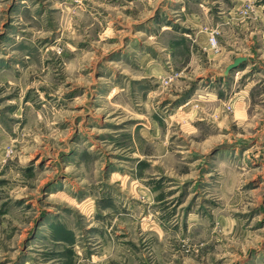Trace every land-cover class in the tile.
I'll return each mask as SVG.
<instances>
[{
	"label": "rangeland",
	"instance_id": "1",
	"mask_svg": "<svg viewBox=\"0 0 264 264\" xmlns=\"http://www.w3.org/2000/svg\"><path fill=\"white\" fill-rule=\"evenodd\" d=\"M0 264H264V0H0Z\"/></svg>",
	"mask_w": 264,
	"mask_h": 264
},
{
	"label": "water",
	"instance_id": "2",
	"mask_svg": "<svg viewBox=\"0 0 264 264\" xmlns=\"http://www.w3.org/2000/svg\"><path fill=\"white\" fill-rule=\"evenodd\" d=\"M242 61H243V59H238V60H236L232 66H230V67H228V68L226 69V71H225L224 74L227 75L228 72H229L230 70L235 69V68L237 67V65H238L239 63H241Z\"/></svg>",
	"mask_w": 264,
	"mask_h": 264
},
{
	"label": "bare ground",
	"instance_id": "3",
	"mask_svg": "<svg viewBox=\"0 0 264 264\" xmlns=\"http://www.w3.org/2000/svg\"><path fill=\"white\" fill-rule=\"evenodd\" d=\"M188 104H189V103L184 104L183 106H181V107H179V108L182 110L183 108H186V107L188 106Z\"/></svg>",
	"mask_w": 264,
	"mask_h": 264
}]
</instances>
